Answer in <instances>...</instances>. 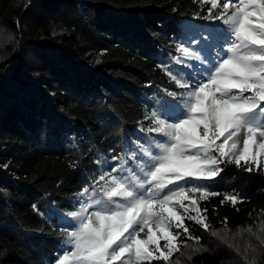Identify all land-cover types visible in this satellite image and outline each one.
<instances>
[{"label": "trees", "instance_id": "trees-1", "mask_svg": "<svg viewBox=\"0 0 264 264\" xmlns=\"http://www.w3.org/2000/svg\"><path fill=\"white\" fill-rule=\"evenodd\" d=\"M201 7L210 5L0 0V29L7 38L0 48V264L55 259L62 221L52 208L61 214L71 209L75 194L99 175L98 159L120 154L126 165L131 160L128 153L144 135L137 131L140 123H148L149 98L174 87L159 65L172 67L169 62L181 55L176 45L188 35L211 31L210 22L194 18L206 14ZM222 167L211 188L221 195L202 202L212 230L222 236L192 226L207 250L181 260L264 264V244L257 239H264V174ZM233 192L246 198L239 211L230 202L220 205ZM249 225L256 235L246 231ZM225 230L239 237L227 234L225 242Z\"/></svg>", "mask_w": 264, "mask_h": 264}, {"label": "snow or ice", "instance_id": "snow-or-ice-1", "mask_svg": "<svg viewBox=\"0 0 264 264\" xmlns=\"http://www.w3.org/2000/svg\"><path fill=\"white\" fill-rule=\"evenodd\" d=\"M193 3L210 5L194 18L210 22L211 31L188 35L172 67L159 65L174 87L149 98L148 123H140L144 135L127 165L120 154L98 159L99 175L75 194L71 209L52 208L62 241L49 264H183L181 257L207 250L192 226L220 235L202 202L221 195L211 188L222 165L264 174V0ZM245 199L226 193L220 205L239 211ZM221 222L227 226L228 218ZM246 231L256 235L251 225Z\"/></svg>", "mask_w": 264, "mask_h": 264}, {"label": "rangeland", "instance_id": "rangeland-1", "mask_svg": "<svg viewBox=\"0 0 264 264\" xmlns=\"http://www.w3.org/2000/svg\"><path fill=\"white\" fill-rule=\"evenodd\" d=\"M0 32H2L3 33V35L2 36H0V48L5 44V43H7V38H6V35L4 34V32L0 29ZM9 41V40H8ZM240 147H242V139H241V144H240ZM227 234H229V233H227ZM229 235H231L230 237H229V239H237L238 237H239V235H237V234H234V233H231V234H229ZM235 235V236H234ZM220 237L222 236V234H220L219 235ZM238 236V237H237ZM141 238H145V236H144V234L142 233L141 234ZM223 241H224V239H222ZM163 241H161V247L163 246ZM229 243V242H228Z\"/></svg>", "mask_w": 264, "mask_h": 264}]
</instances>
